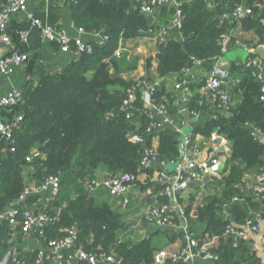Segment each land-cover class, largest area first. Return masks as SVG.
<instances>
[{
    "label": "trees",
    "instance_id": "16d2710c",
    "mask_svg": "<svg viewBox=\"0 0 264 264\" xmlns=\"http://www.w3.org/2000/svg\"><path fill=\"white\" fill-rule=\"evenodd\" d=\"M67 2L75 27L88 33L103 30L107 38L101 45L91 43V54H80L71 64L46 74L36 85L23 90L24 100L19 105L23 116L0 165V210L10 206L24 187L38 186L46 178L56 176L59 193L51 197L49 205L43 209L53 218V222L44 227L45 240L40 237L44 243L63 238L69 228L75 227L77 241L88 253L112 252L122 260L121 264H152L154 251L146 242L120 239L123 215L109 202L112 195L100 188L89 189L100 169L107 174L130 173L134 185L137 174L148 169L140 165L143 148L150 144L151 135L146 129L154 121L149 116L150 108L141 98L146 86L140 79L112 77L110 67L116 66L111 57L120 39L142 36L151 26L135 0ZM243 2L251 9V14L242 17L238 24L232 12L241 0H192L179 4L182 18L178 31L183 40L171 37L158 41V75L179 73L196 61L216 63L225 54L221 42L226 38L228 48L245 45L251 49L247 58L257 57L256 48L264 45V4H259L258 0ZM234 27L240 33L251 32L253 37L242 39L231 35ZM252 70L244 64L232 63L229 78L223 82L221 90H226L231 100H238L237 105L230 109V116L218 112L214 119L195 124L193 130L194 135L204 139L215 132L231 148L223 172L225 178L199 210L200 220L206 223L204 233L196 235H219L215 252L220 264H239L238 254L249 256L250 249L244 243L234 245L233 240L227 242V238L220 236L227 225L236 224L221 219L218 212L229 207L234 221L243 223L247 217L239 204L231 205L233 198L244 196L241 184L245 173L264 172V143L260 137L253 138L250 134L252 128L264 133V103L259 100L262 83L252 75ZM231 80L236 83L228 87ZM203 84L204 81L199 86ZM187 86L193 89L191 83ZM132 88L135 93L132 108L123 110L122 101ZM163 94L156 88L151 93L152 103L163 105L167 110L175 109L174 95ZM214 103L217 109L218 101L215 99ZM201 106L202 97L191 95L188 111ZM134 132L145 137L144 144L128 140ZM156 150L161 159L178 160L181 149L177 133L171 128L162 129ZM37 196H29L27 203ZM244 198L252 209H258L259 203L251 196ZM190 214V206H186L187 219ZM12 230L6 221L0 223V257L15 244L8 241ZM37 253L14 245L11 264H37ZM41 264H54V259L51 257Z\"/></svg>",
    "mask_w": 264,
    "mask_h": 264
},
{
    "label": "crops",
    "instance_id": "0c3cea01",
    "mask_svg": "<svg viewBox=\"0 0 264 264\" xmlns=\"http://www.w3.org/2000/svg\"><path fill=\"white\" fill-rule=\"evenodd\" d=\"M1 1L3 0H0V2ZM190 1L192 0H175L166 6L157 8L149 15L152 18V25L147 33L131 39H120L117 48L121 49V56L113 57L112 55L111 58L116 66L110 67V75L126 80L133 78L140 79L143 85L146 87L154 85L159 91L164 93L163 95L172 93L175 97V109L167 110L165 108L161 110V112H152L154 125L150 132L151 137L149 145L156 148L158 133L164 128H171L177 133L179 149H181V145L185 138H191L190 149H199L198 153L193 151L191 158L199 160L205 158L212 143L217 141L220 136L216 134V137H214V132L209 139H204L193 133L195 124H203L206 120L214 119L218 113L214 103L215 99L212 97L211 93L202 91V85L199 86L208 76L210 68L214 63L204 64L197 61L194 62L192 66L179 73H170L162 77L159 76L156 71L158 63V41L163 35L164 29L167 28L169 30L166 38L167 40L171 37L180 41L183 40L178 30H172V23L179 4ZM262 1V4H264V0ZM258 3L261 4V1L258 0ZM27 10L31 12L36 19L53 26L57 30L66 31L71 37H79L89 43L99 42L102 38L99 36V33L81 32L72 24L67 0H29ZM22 30L27 32L25 41L20 37V32ZM7 32L15 49L20 53H25L28 59L22 66L16 67L8 76L0 74V96L5 95L11 88H17L23 91L26 87L34 86L46 74L56 72L80 58V55L74 51L61 52L56 42L46 41L40 28L31 26L25 19L23 12L11 16ZM232 35L242 37V39H251L253 37L251 32H234ZM260 47H264V45ZM248 53L249 52H247L242 45L235 44L229 47L224 56L218 61H228L230 66L235 62L244 64ZM257 57L260 59L258 54ZM186 77L191 79L190 83L193 85V89L187 86L184 92L182 89H178L175 86ZM235 83L236 81L231 80L228 83V87H232ZM196 94L202 97V106L200 109L194 110L197 111V115H192V110L188 111L186 107V113L189 117L187 121L182 116L179 105L183 103L188 105L190 96ZM232 101L235 107L238 100L234 99ZM22 116V109L19 105H8L0 108V118L4 122L9 123L16 118L22 119ZM200 140L202 142L201 145L198 146L197 144ZM7 147L8 142L0 135V165L7 156ZM222 147L224 149L222 153L227 156L228 159V157H230L231 148L228 143L222 145ZM227 162L228 161H226V165ZM155 171L156 168L148 167L147 170L137 174L135 185H133L128 193L129 204L125 208L122 207L119 198L111 196L109 200L110 203H114L116 209L123 215L122 224L124 225V229L119 232L120 239L129 240L132 243L146 242L154 251V255L157 251L163 250L171 252L180 249L184 245L181 228L178 225L180 218L175 211H172L174 225L167 229L159 228L147 222L143 217V213L147 211L149 206L167 202L162 195V186L155 181ZM166 171L169 174L175 173V163L168 164L166 166ZM106 174L105 171L100 169L97 177H102ZM180 174L179 177L181 178ZM222 175L224 174L221 173L217 175V179L221 180ZM261 175L264 177V172L258 170L245 173L241 184V190L244 196L233 200L231 203L232 206L239 204L243 208L246 217L264 215L260 212V206L264 205V202L260 201L261 198L253 193V186L257 183L258 177ZM219 183L209 180L202 186H195V192L189 191L184 197H181L182 192L179 194L180 201L185 206H190L191 214L188 219L186 218V226L194 235L204 233L206 223L200 220L199 210L206 204V198L216 193V186ZM245 196H251L253 201L259 203L257 210L252 209L251 205L244 198ZM50 201L49 196L43 193L38 194L36 199L29 202V205L44 209L49 205ZM218 216L223 220H229L233 224H241V222L234 221L231 208L229 207H223L222 210L218 212ZM230 240H233V242L235 241L233 238H229L227 242ZM14 241L16 247L27 252L39 251L40 249L47 248L43 239L34 233H29L26 236L21 234L20 236L18 231H16L13 242ZM237 241L238 244L244 243L245 246L250 249L248 253L249 256L246 254L243 256L242 253L238 254L237 261L239 264H264V257H262L260 253L253 255L251 252L250 243H254L258 247L259 241L256 236L248 234L246 237ZM14 245H12L13 247L10 246V248L14 249ZM214 251H217L216 244ZM194 262L197 264H217L214 260H202L200 258H197ZM76 263L87 264L85 261L81 260H77ZM152 264L171 263L169 259L164 258L161 263H156L154 260Z\"/></svg>",
    "mask_w": 264,
    "mask_h": 264
},
{
    "label": "built area",
    "instance_id": "2783aa9c",
    "mask_svg": "<svg viewBox=\"0 0 264 264\" xmlns=\"http://www.w3.org/2000/svg\"><path fill=\"white\" fill-rule=\"evenodd\" d=\"M29 0H3L0 2V74L8 76L16 67L22 66L28 59L25 53L18 52L12 44L11 38L7 32L11 16L17 13H24L25 19L33 27H38L42 31V35L46 41L56 42L59 45L61 52L74 51L77 54H91L93 45L79 37H71L64 30H57L49 24L36 19L31 12L27 10ZM138 4L140 13L150 15L159 7L168 5L175 0H135ZM242 3L236 6L232 12V18L238 24L239 20L251 14V9ZM182 14L177 8L172 26L177 28L181 24ZM83 32L82 29H79ZM168 28L164 29L163 35L159 41H167ZM231 35L240 33L237 27L231 29ZM20 37L25 41L27 32L22 30ZM107 37L104 35L98 42L102 44V40ZM223 50H228V39L222 40ZM242 47L250 52L247 46ZM113 57L121 56V49L116 48L113 52ZM197 62V61H196ZM244 65L252 70V75L258 79L262 85L259 94V100L264 103V62L258 57L246 58ZM229 78L228 71L220 68L216 63L210 68L208 76L202 85V91L211 93L212 97L218 101L217 111L221 113L229 112L233 107V101L229 93L221 90L223 82ZM191 82L189 77L176 84V88L182 89L184 92L187 89L188 83ZM156 89L154 85L146 87L142 92V100L146 107L150 108L149 116L152 117V112H161L165 107L163 105H154L152 103L151 93ZM135 99L134 89L128 91L126 97L122 101L121 108L127 110L132 108ZM24 100L23 91L17 88H11L5 95L0 96V108L8 105H20ZM192 115H197V111L192 110ZM153 118V117H152ZM21 119L16 118L7 123L0 118V135L11 144L12 133L19 127ZM154 123L147 127L146 132L150 133ZM253 138L262 137L264 133L252 128L250 132ZM218 143H212L205 158L197 160L187 156L191 151V138L187 137L181 145V157L176 161H167L161 159L155 147L150 145L143 148V156L140 162L141 167H154L155 181L162 186V195L167 198V202L149 206L147 211L143 213L144 219L156 225L159 228L167 229L174 225V217L172 211L180 218L179 227L183 236L184 245L175 251L166 252L163 250L157 251L154 255L156 263H161L164 258L169 259L171 264H197L194 262L197 258L202 260H214L220 264L218 254L214 251L215 244L219 235L205 234L203 237L194 235L186 226V206L180 201L179 194L187 188L189 182L194 179H202L205 176L212 174L211 167L219 157V148L226 145L227 141L219 136ZM128 140L132 143H145V137L139 133H132ZM38 155V153H34ZM175 163V173L169 174L166 171V166L170 163ZM186 173V177L180 181L179 174ZM134 178L130 173L120 172L116 174H106L102 177L94 178L89 185V189H105L114 198L121 200L122 207L125 208L129 204L128 193L134 185ZM59 178L50 176L46 178L38 186H27L21 191L17 198L10 206L0 210V223L6 221L13 228L8 233V241L13 242L15 232L26 236L29 233H34L39 237L44 238V227H47L53 222V218L39 207H32L27 203L29 196L38 194H47L49 198L56 196L59 193ZM253 193L264 199V177H258L257 183L253 186ZM237 198L234 197L233 200ZM252 234L257 237L258 247L254 243H250L251 252L253 255L260 253L264 257V218L261 215L247 217L243 223L239 225L229 224L225 227L222 234L223 238H233L234 245H238L239 239ZM45 239V238H44ZM78 233L75 227L67 230L63 238L52 239L47 241L46 247L40 249L37 253L38 263L41 264L44 260L53 258L54 264H77V260L85 261L87 264H121V259L117 258L114 253H88L79 244Z\"/></svg>",
    "mask_w": 264,
    "mask_h": 264
},
{
    "label": "water",
    "instance_id": "95a60500",
    "mask_svg": "<svg viewBox=\"0 0 264 264\" xmlns=\"http://www.w3.org/2000/svg\"><path fill=\"white\" fill-rule=\"evenodd\" d=\"M261 1V4L263 3L262 0ZM147 18V21H148V24L151 26L152 25V18L147 15L146 16ZM173 31H177L178 29L173 27L172 29ZM105 35V32L102 30L99 32V36L100 37H103ZM256 53L259 55L260 59L261 60H264V47H258L256 49ZM220 68H222L223 70L225 71H228L229 68H230V63H228V61H218L216 63ZM186 107L187 105L185 103L179 105V108L182 112V116L184 117L185 120H189V117L186 113ZM226 116H230V113L226 112L225 113ZM216 134L217 133H214V137H216ZM260 141L262 143H264V136L260 137ZM201 140L198 141V146L201 145ZM219 142V139H217V141H215V143H218ZM193 151H195L196 153L199 152V149H191V151L187 154V156H192L193 155ZM224 149L222 146H220L219 148V152H218V161L212 165L211 167V172L212 174L208 175V176H205L203 177L202 179H194L192 180L191 182L188 183L187 185V188L185 191H182L181 193V197H184L186 194H188L189 191L191 192H195L194 191V187L195 186H202L204 185L206 182H208L209 180L211 181H216L217 183L221 182V180H223L225 178V174L221 176V180L220 179H217V175H220L221 173H223V171L225 170L226 168V161H227V156L223 155V152ZM200 160V159H199ZM181 178H180V181H182L184 179V177L186 176V173L185 172H181ZM260 212L262 214H264V205H261L260 206ZM14 249L13 248H8L3 254L2 256L0 257V264H11V261L13 260L14 258Z\"/></svg>",
    "mask_w": 264,
    "mask_h": 264
}]
</instances>
